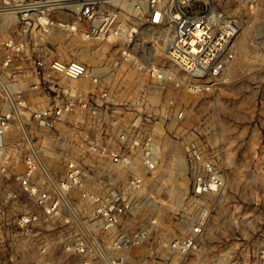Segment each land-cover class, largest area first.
Instances as JSON below:
<instances>
[{
    "label": "built area",
    "instance_id": "built-area-1",
    "mask_svg": "<svg viewBox=\"0 0 264 264\" xmlns=\"http://www.w3.org/2000/svg\"><path fill=\"white\" fill-rule=\"evenodd\" d=\"M55 12L62 17L53 18ZM143 25L168 31L164 55L195 80L196 90L217 81L235 57L238 22L222 17L214 0H0V264H155L159 259V234L130 225L148 179L158 172L151 135L111 130L106 141L92 135L64 145L69 115L86 112L99 119L110 104L106 93L62 87L61 96L58 92L39 105L24 96L52 76L89 77L96 84L100 79L77 58L46 59L30 48L51 27L85 40L122 41L121 54L128 59ZM138 68L155 80L172 78L167 66ZM23 77L31 78L24 86ZM15 130L18 136L11 137ZM55 135L56 147L42 143ZM200 159L198 166L192 164L193 193L218 191L220 175ZM193 242V236L169 239L164 249L184 255Z\"/></svg>",
    "mask_w": 264,
    "mask_h": 264
},
{
    "label": "rangeland",
    "instance_id": "rangeland-1",
    "mask_svg": "<svg viewBox=\"0 0 264 264\" xmlns=\"http://www.w3.org/2000/svg\"><path fill=\"white\" fill-rule=\"evenodd\" d=\"M214 2L222 17L238 22L235 57L217 81L197 90L192 88L195 80L166 59L167 31L162 28L143 25L130 44L128 59L121 54L122 41L85 40L56 27L30 43L43 58L85 62L101 80L96 84L89 77H48L36 90L25 92L29 104H42L58 92L61 96L62 87L83 88L90 95L106 93L110 100L99 119L86 112L71 113L62 144L75 145L92 135L106 141L111 130L124 129L149 133L154 140L158 172L148 179L130 225H146L159 234L155 264H168L167 240L189 236L194 237L189 252L173 250L168 261L264 264V0ZM52 17L62 15L55 12ZM138 65L167 66L172 78L155 80ZM22 79V86L31 80ZM17 134L15 130L10 135ZM42 143L59 144L56 135ZM197 156L220 175L223 185L218 191L193 193L192 164L198 166ZM195 227L200 231L194 233Z\"/></svg>",
    "mask_w": 264,
    "mask_h": 264
},
{
    "label": "bare ground",
    "instance_id": "bare-ground-1",
    "mask_svg": "<svg viewBox=\"0 0 264 264\" xmlns=\"http://www.w3.org/2000/svg\"><path fill=\"white\" fill-rule=\"evenodd\" d=\"M166 31H167V30H166ZM166 31H165V32H166ZM167 32H168V31H167ZM165 34H166V33H165ZM165 34H164V35H165ZM165 37H166V36H165ZM163 38H164V37H163Z\"/></svg>",
    "mask_w": 264,
    "mask_h": 264
}]
</instances>
